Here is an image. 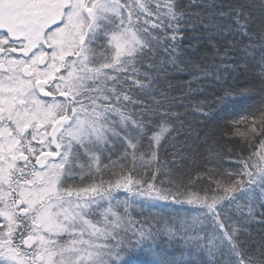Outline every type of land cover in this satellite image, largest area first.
<instances>
[{
    "label": "snow or ice",
    "instance_id": "obj_1",
    "mask_svg": "<svg viewBox=\"0 0 264 264\" xmlns=\"http://www.w3.org/2000/svg\"><path fill=\"white\" fill-rule=\"evenodd\" d=\"M206 31L225 44L216 81L246 73L249 57L258 69V87L219 97L247 113L223 117L245 126L235 175L204 166L221 152L207 140L193 152L183 93L159 87L187 67L185 39ZM0 54V264H127L126 252L164 238L193 259L156 264H264V0H0ZM138 199L200 212L136 222Z\"/></svg>",
    "mask_w": 264,
    "mask_h": 264
},
{
    "label": "trees",
    "instance_id": "obj_2",
    "mask_svg": "<svg viewBox=\"0 0 264 264\" xmlns=\"http://www.w3.org/2000/svg\"><path fill=\"white\" fill-rule=\"evenodd\" d=\"M209 4L215 3L219 5H226L232 3L233 0H207ZM206 22L213 23L211 19V13L207 18ZM219 23V19L215 21ZM189 44H193L196 50L193 52L191 48L188 47ZM225 47L223 37L219 36L215 31H206L197 34V40H193L191 36L185 39L183 45L181 46L182 59L187 65L183 71L170 70L167 74L168 79H161L159 84L160 88L168 89V80L171 81V88L169 93L171 96H179L181 92L184 95V108H180L179 111L184 114L188 121L191 122V130L189 135L191 139L189 140V146L192 147L193 152L195 149L200 148L202 153L205 149L201 147L205 140L209 144L214 145L218 151L221 152L223 156L222 160H217L212 165H204L205 167L216 168L219 165V169L224 172H231L235 175L240 171L241 165L235 162L236 156L239 155L237 141L241 143L242 138L235 135L237 128L241 131L245 130L244 125H232L231 123H226L223 117L227 116L229 120L241 114H247L241 108H237L235 111L231 110L229 105L227 108L224 104L220 103L219 97L223 94V86L235 87L237 89L243 88L250 85V82L256 84L258 83L254 79V72L258 69L254 68L255 61H252L249 57L248 69L245 73V69L241 67L236 73L233 74L231 79L226 81H216L212 73L215 71L214 65L219 63L217 58V49L223 52ZM256 59L259 60V54L256 53ZM198 66L200 69L207 68L208 76L204 78L201 72L197 71ZM184 66L182 65V68ZM220 84L221 87H217ZM191 85V87L189 86ZM199 105L202 111H196L195 106ZM187 128V125H186ZM226 129H231V134L226 131ZM231 147L233 151L232 159L225 154L228 148ZM186 155H189L185 151ZM195 159L199 164H203L199 156H189L190 162ZM191 166V165H190ZM228 177L224 176L223 180L226 183ZM195 191L203 195L204 193L200 191L197 187ZM115 195L120 197V204L113 205L114 208H123L124 198L128 196L123 190L115 192ZM231 195V194H230ZM227 201H225L226 203ZM140 205H143L142 207ZM200 209L198 205H176L171 202H152L138 199L135 205L129 208V216L133 221L142 222L145 219L152 220V217H164L165 219L171 218L175 221L179 219H188L189 221L194 220L199 215ZM95 219V217L93 218ZM101 222H103L102 217H100ZM253 235H257L259 229L256 225L252 226ZM70 238L68 236L62 237V240L68 241ZM185 259L192 260L193 257L189 255L187 247L176 241H169L168 239H157L155 242L147 241L136 248L124 254V259L127 264H156L157 261L162 259Z\"/></svg>",
    "mask_w": 264,
    "mask_h": 264
},
{
    "label": "flooded vegetation",
    "instance_id": "obj_3",
    "mask_svg": "<svg viewBox=\"0 0 264 264\" xmlns=\"http://www.w3.org/2000/svg\"><path fill=\"white\" fill-rule=\"evenodd\" d=\"M4 54H0V57H2ZM13 57H22V53H20V52H16V53H12L11 54ZM0 73H3V70L2 69H0ZM4 75H7L6 73H3ZM39 98H41V99H44V100H47V101H49V102H51V97H48V98H44V97H39ZM57 99L58 100H62V99H60L59 97H57Z\"/></svg>",
    "mask_w": 264,
    "mask_h": 264
},
{
    "label": "water",
    "instance_id": "obj_4",
    "mask_svg": "<svg viewBox=\"0 0 264 264\" xmlns=\"http://www.w3.org/2000/svg\"><path fill=\"white\" fill-rule=\"evenodd\" d=\"M52 27H55V25H53ZM41 97H43V96H41ZM44 98H48V97H44ZM60 99H63V97H59Z\"/></svg>",
    "mask_w": 264,
    "mask_h": 264
},
{
    "label": "rangeland",
    "instance_id": "obj_5",
    "mask_svg": "<svg viewBox=\"0 0 264 264\" xmlns=\"http://www.w3.org/2000/svg\"><path fill=\"white\" fill-rule=\"evenodd\" d=\"M85 238H87V237H85ZM77 247H79V245H77Z\"/></svg>",
    "mask_w": 264,
    "mask_h": 264
}]
</instances>
